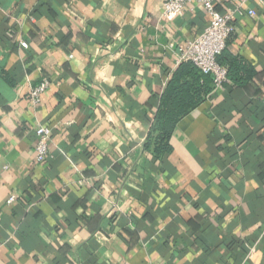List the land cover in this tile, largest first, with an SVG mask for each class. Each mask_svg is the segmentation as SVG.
Wrapping results in <instances>:
<instances>
[{
    "label": "crops",
    "instance_id": "crops-1",
    "mask_svg": "<svg viewBox=\"0 0 264 264\" xmlns=\"http://www.w3.org/2000/svg\"><path fill=\"white\" fill-rule=\"evenodd\" d=\"M216 8L235 10L223 59L243 82L158 157L147 133L179 46L208 24L201 4L170 17L163 0H0V264H264V4Z\"/></svg>",
    "mask_w": 264,
    "mask_h": 264
},
{
    "label": "built area",
    "instance_id": "built-area-1",
    "mask_svg": "<svg viewBox=\"0 0 264 264\" xmlns=\"http://www.w3.org/2000/svg\"><path fill=\"white\" fill-rule=\"evenodd\" d=\"M264 4V0H256ZM217 0H163L164 16H180L183 14L187 4H201L207 14L209 21L204 31L192 40L187 41L178 48V64L182 61H191L197 65L204 73H210L214 77V90L222 88L225 83H229L227 69L218 62V55L226 48L227 41L235 32L234 23L235 10L220 12L216 8ZM250 14H255V10H250ZM26 48L28 43L24 40L20 42ZM50 85V80L44 78L38 85L30 91L32 102L37 105L41 102V96ZM35 160L38 163L45 162L50 153V139L52 129L46 125H39L35 128ZM15 200L10 197L9 202Z\"/></svg>",
    "mask_w": 264,
    "mask_h": 264
},
{
    "label": "trees",
    "instance_id": "trees-1",
    "mask_svg": "<svg viewBox=\"0 0 264 264\" xmlns=\"http://www.w3.org/2000/svg\"><path fill=\"white\" fill-rule=\"evenodd\" d=\"M225 49L218 55V62L227 69L229 82L231 80L242 83L243 80L237 78L235 70L225 66ZM213 93L212 74L204 73L191 61L180 62L170 75L162 93L155 120L147 133L145 147L153 148L158 157L169 153L172 150L170 139L179 121Z\"/></svg>",
    "mask_w": 264,
    "mask_h": 264
}]
</instances>
